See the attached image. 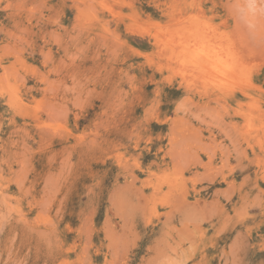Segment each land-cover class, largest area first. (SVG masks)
<instances>
[{
  "label": "rangeland",
  "instance_id": "obj_1",
  "mask_svg": "<svg viewBox=\"0 0 264 264\" xmlns=\"http://www.w3.org/2000/svg\"><path fill=\"white\" fill-rule=\"evenodd\" d=\"M248 2L0 0V264H264Z\"/></svg>",
  "mask_w": 264,
  "mask_h": 264
},
{
  "label": "clouds",
  "instance_id": "obj_2",
  "mask_svg": "<svg viewBox=\"0 0 264 264\" xmlns=\"http://www.w3.org/2000/svg\"><path fill=\"white\" fill-rule=\"evenodd\" d=\"M119 2H120V0H113V4H118ZM216 2L218 3L219 0H216ZM100 6L101 7H107L106 4H101ZM237 7H239V6H237ZM253 7H254V0H249L248 4L245 5L242 9H240V11L242 13H247V12H250ZM176 23H178V22L177 21H171L167 26L154 25L153 28H154V30L158 29V30L164 31V32L172 31V32L178 33L179 29L173 27V25ZM261 38L264 39V33L261 34ZM167 47H168V45L166 44L165 48H162L158 52L154 53L153 54L154 58L158 57L160 59H163L167 55ZM194 59H195V57H193V60ZM223 67L225 70H227L228 65L224 64Z\"/></svg>",
  "mask_w": 264,
  "mask_h": 264
},
{
  "label": "snow or ice",
  "instance_id": "obj_3",
  "mask_svg": "<svg viewBox=\"0 0 264 264\" xmlns=\"http://www.w3.org/2000/svg\"><path fill=\"white\" fill-rule=\"evenodd\" d=\"M73 7H74V6H73ZM127 39H128L129 41L133 42V43L136 42V37L133 36V35H129V36L127 37ZM125 51L128 52V55H131V56L137 55V54H136L135 52H133V51H128L127 49H125ZM149 119H150V117H149ZM262 187H264V185H262ZM261 207H264V204H262ZM262 220H264V217H262ZM132 264H135V261H133Z\"/></svg>",
  "mask_w": 264,
  "mask_h": 264
},
{
  "label": "bare ground",
  "instance_id": "obj_4",
  "mask_svg": "<svg viewBox=\"0 0 264 264\" xmlns=\"http://www.w3.org/2000/svg\"><path fill=\"white\" fill-rule=\"evenodd\" d=\"M164 43V42H163ZM245 46V45H244ZM243 48V47H242ZM199 49V48H198ZM246 49V48H245ZM201 50V49H200ZM185 53V52H184ZM256 53V52H255ZM235 54V53H234ZM204 55V54H203ZM202 56V55H201ZM223 56V55H222ZM184 63V62H183ZM192 65V64H191ZM196 65V64H195ZM193 66V65H192ZM199 66V65H198ZM209 66V65H208ZM200 67H202V66H200ZM221 68V67H220ZM214 70H216V69H214ZM202 71V70H201ZM228 71H229V69H228ZM213 73V72H212ZM225 74V73H224ZM221 76V75H220ZM222 76H225V75H223L222 74ZM211 77H212V75H211ZM214 79V78H213ZM219 79V78H218ZM226 79V78H225ZM226 80H228V79H226ZM218 82V81H217ZM226 85V84H225Z\"/></svg>",
  "mask_w": 264,
  "mask_h": 264
}]
</instances>
